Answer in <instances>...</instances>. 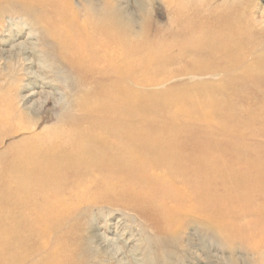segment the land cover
Returning a JSON list of instances; mask_svg holds the SVG:
<instances>
[{"label":"rangeland","instance_id":"rangeland-1","mask_svg":"<svg viewBox=\"0 0 264 264\" xmlns=\"http://www.w3.org/2000/svg\"><path fill=\"white\" fill-rule=\"evenodd\" d=\"M243 1L214 0L210 3L212 8L205 9L209 0H171L170 5L163 0H62L61 9L81 14L90 24L113 23L112 32L119 33L126 45L137 43L144 54L151 45L156 51L181 47L185 43L178 38L182 24L202 21L206 16L237 14ZM254 4L251 18L257 29L262 30L264 0H256ZM123 11L127 16H121ZM4 16L3 24L8 28L0 32V102L14 88L16 98L27 97L28 107L44 102L40 117L50 120L47 126L68 124L75 116L71 97H67L68 89L54 77L55 65L43 55L46 48L39 45L40 35L30 27L35 20L18 11ZM193 35L188 33L184 40L196 42ZM156 43L161 49H155ZM25 47L26 52H22ZM140 59L138 106L135 108L129 93L121 99L126 121L123 130L137 139L125 142L123 149L127 151L132 143L142 144L147 138L188 140V147L193 148L190 151H198L194 159L200 167L197 175L187 174L186 180L177 186H187L194 192L192 201L204 194L211 198L210 203L204 206L201 201L202 206L199 205L192 219L180 217L189 209L185 201L179 204L180 212L173 210L171 214L168 205H161L160 209L156 205L151 211L143 198L136 197L128 199L135 208L124 209L116 203H105L104 199L121 190L107 188L104 182L110 178L96 175L91 179L84 172L71 174L73 177L68 179L60 175L56 183L40 187L39 196L31 195L38 189L35 192V188L22 187L26 200L16 202L8 211L13 218V237L21 238H14L12 261L0 264H80L85 260L88 264H264V69L242 76L240 68H230L224 62L196 54L154 61L143 55ZM257 62L256 65L264 63ZM12 83L14 87H10ZM134 120L139 122L136 127L131 124ZM3 151L10 154L19 149L9 143L0 149V155ZM187 155L192 154L182 156ZM156 173L160 171L156 169ZM143 174L137 173L122 185H134ZM242 174L260 177L261 182L249 190L239 182ZM86 179L90 187L83 185ZM164 201L175 204L167 197ZM219 203H226L231 213L223 211L211 220L209 214ZM143 207L152 212L151 223L137 210ZM87 235V240L93 237V243L86 240ZM143 235L157 241L148 245L151 238ZM162 236L165 240H161ZM42 244H50L45 252ZM62 249L68 262L58 256Z\"/></svg>","mask_w":264,"mask_h":264},{"label":"bare ground","instance_id":"bare-ground-1","mask_svg":"<svg viewBox=\"0 0 264 264\" xmlns=\"http://www.w3.org/2000/svg\"><path fill=\"white\" fill-rule=\"evenodd\" d=\"M255 1L244 0L239 7L241 10L237 14L234 12L217 14L214 17L206 16L202 18V21L199 20L200 22H186L182 24L178 34V38H183L184 45L176 49L168 47L163 51H156L151 45L142 54L137 43L126 45L122 42V36L119 33L112 32L113 23L90 24L81 14L79 16L74 11L68 13L66 9H61L62 0H0L1 33L8 28L3 24L6 13L18 11L28 16V19L31 16L35 20L29 25L38 32L37 35H40L39 45L42 49L46 48V51H42L43 55L49 58L56 67L54 77L58 79L61 86L68 89L66 90L67 97H71L75 115L68 124L47 126L46 123L50 120L40 117V108L44 102H35L31 107H28L26 106L27 97L16 98L14 88H11L10 95L1 100L0 149H4L11 143L17 146L19 151L10 154H5L3 151L4 153L1 152L0 155V204H2V206L0 205V263L4 260L12 261V249L16 245L14 240L18 237L21 238L18 235L13 237L11 228L13 218L8 216L9 208L11 209V206L16 202L26 200L25 186H29V189L35 188V192L38 189V192L31 195L39 196L41 194L40 187L56 183L60 175L68 179L69 176L73 177L71 174L84 172L90 178L96 175L110 178L111 180L104 182L107 188L121 190L118 192L116 190L113 197L104 199L105 203L108 205L116 203L124 209L135 208L133 201L129 202L128 199L136 200V197L143 198L151 211V208L156 205L158 209L161 205L164 207L168 205V213L171 214L173 210L180 212L179 204L185 201L189 205V209L187 212L181 213L180 217L192 219L196 217L194 213L199 211L197 209L202 206V203L204 206L210 203L211 198L205 197L204 194L192 201L191 195L194 192L188 190L187 186H177L186 180L187 174L197 175L200 167L199 161L194 159V153L198 151H190L193 148L188 147V140L147 138L148 140H143L142 144L138 141L131 144L136 148L131 147L124 151L125 142L128 143L137 137L125 134L123 130L126 121L123 118L125 112L121 99L129 93V97H132L135 108H137V88H139L137 77L140 72L138 63L143 55L153 58V61L201 55L209 59H216L220 63L224 62L230 68H240L242 76H249L257 69H264V63L256 65L257 61H264V28L257 29L251 18L252 10L256 8ZM163 2L166 5L171 4V0H163ZM211 2L213 3L214 0H209L205 9L212 8ZM121 13V16H127L126 12ZM134 22L136 21L134 20ZM188 33L195 35L196 42L188 43L184 40ZM155 45V49H161L160 44L156 43ZM21 50L26 52V47ZM63 69L65 70L63 71ZM14 85L15 83H12L10 87H14ZM22 102L25 104L20 106ZM44 106L46 105L44 104ZM131 124L136 127L139 122L134 120L131 121ZM134 134L138 135L136 132ZM14 140L16 141L14 142ZM188 152H191V158L188 155L186 158L182 156ZM177 155L181 157L178 158ZM147 167L148 170L145 171ZM156 169L160 171L159 174L156 173ZM142 172L144 174L137 177V182L134 185L127 187L122 185L128 178ZM252 178L254 179L250 181ZM259 179L260 177H245V174H242L239 182L245 184L250 190L260 184ZM78 183L80 184V181ZM84 184H87V187L91 186L88 179L83 182ZM172 188L175 190L173 191ZM166 197L175 204L170 205L164 201ZM91 203L95 204L96 202L91 201ZM225 206H227L226 203H219L211 211L209 218L211 220L218 218L223 211L230 214L231 209ZM149 209L144 207L143 210L137 209L147 222H150L149 215H153ZM153 211L156 212L157 208ZM152 222L157 221L152 220ZM86 225L88 227V223ZM145 236L144 238H151L149 235ZM85 238L87 240L88 235ZM164 238L161 240H165ZM92 239L87 241L93 243ZM154 240L155 238L152 237L147 240V244L153 243ZM97 243H99L97 247L102 249V244ZM49 245H41L43 252L48 249ZM82 245L86 246V244ZM87 246L86 248H88ZM64 251L62 249L58 255L62 259H64ZM92 252L91 255H93ZM90 259L92 258L90 257ZM64 261L68 262L67 259ZM86 261L80 264H88Z\"/></svg>","mask_w":264,"mask_h":264}]
</instances>
